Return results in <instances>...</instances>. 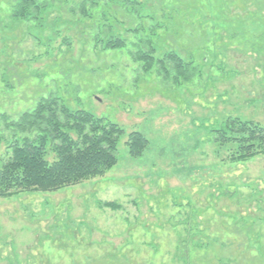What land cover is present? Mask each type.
I'll list each match as a JSON object with an SVG mask.
<instances>
[{"label": "rangeland", "instance_id": "1", "mask_svg": "<svg viewBox=\"0 0 264 264\" xmlns=\"http://www.w3.org/2000/svg\"><path fill=\"white\" fill-rule=\"evenodd\" d=\"M7 4L0 115L15 120L56 96L123 134L103 175L0 198V264H264V155L230 163L209 134L228 116L264 127V0H147L131 21L116 7L109 21L125 46L107 50L93 46L90 20L60 22L55 9L43 22L16 20ZM153 23L154 56L192 62L187 81L133 58ZM135 25L136 35L127 31ZM131 131L148 141L139 157L127 153Z\"/></svg>", "mask_w": 264, "mask_h": 264}, {"label": "trees", "instance_id": "2", "mask_svg": "<svg viewBox=\"0 0 264 264\" xmlns=\"http://www.w3.org/2000/svg\"><path fill=\"white\" fill-rule=\"evenodd\" d=\"M147 0H8L10 16L16 20L43 22L44 15L55 9L54 20L74 24L92 23L90 35L93 46L101 43L103 49H122L125 39L113 33L116 23L110 17L120 10L128 11V21ZM158 5V6H156ZM154 7L163 13L166 5L157 2ZM137 10V11H136ZM117 16V15H116ZM153 19L149 15L145 16ZM84 26V28H85ZM161 26L151 24L145 37L132 43L133 58L140 61L145 71L154 65L159 73H175L174 81H187L193 74L192 62H184L173 51L155 57L154 37ZM142 28L135 25L127 31L136 35ZM84 30V29H83ZM137 37V36H135ZM137 46V49H136ZM0 144H6L0 157V198L21 192L56 191L83 180L103 175L115 165L116 150L123 129L115 122L93 115L85 110H72L56 96L41 97L30 110L15 120L0 115ZM9 130V136L3 130ZM209 134L214 144L226 152L230 163L245 162L264 155V127L251 119L228 116L210 124ZM146 137L131 131L125 141L130 157H139L147 147ZM52 154L49 160L48 154ZM100 206L118 208L115 202H98Z\"/></svg>", "mask_w": 264, "mask_h": 264}]
</instances>
